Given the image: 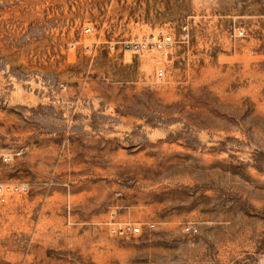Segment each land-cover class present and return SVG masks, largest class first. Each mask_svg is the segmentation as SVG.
<instances>
[{"label": "rangeland", "instance_id": "1", "mask_svg": "<svg viewBox=\"0 0 264 264\" xmlns=\"http://www.w3.org/2000/svg\"><path fill=\"white\" fill-rule=\"evenodd\" d=\"M0 264H264V0H0Z\"/></svg>", "mask_w": 264, "mask_h": 264}, {"label": "built area", "instance_id": "2", "mask_svg": "<svg viewBox=\"0 0 264 264\" xmlns=\"http://www.w3.org/2000/svg\"><path fill=\"white\" fill-rule=\"evenodd\" d=\"M87 31L90 30V28H87L86 29ZM241 34H243V32L241 31ZM171 41V37L170 36H164L163 38H160V39H157L156 37L153 38V45L156 46V47H163L166 43L170 42ZM159 76H162V73L160 72L159 73ZM16 189L17 190H25V187L23 185H17L16 186ZM155 224L154 223H151L148 225V227H154ZM185 231L187 232H190V233H195L197 232V228L192 226V225H187L185 228ZM126 230H128L131 234L133 235H136V234H140L143 232V226L140 225V224H136V225H128L126 226V229L125 228H121L119 230L120 233H123L125 232ZM113 232H117V229L116 228H113L112 229Z\"/></svg>", "mask_w": 264, "mask_h": 264}]
</instances>
